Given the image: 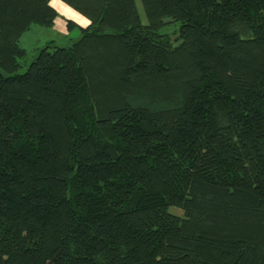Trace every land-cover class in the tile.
<instances>
[{
    "label": "trees",
    "instance_id": "trees-1",
    "mask_svg": "<svg viewBox=\"0 0 264 264\" xmlns=\"http://www.w3.org/2000/svg\"><path fill=\"white\" fill-rule=\"evenodd\" d=\"M49 1L0 0V264H264V0H60L17 73Z\"/></svg>",
    "mask_w": 264,
    "mask_h": 264
},
{
    "label": "rangeland",
    "instance_id": "rangeland-1",
    "mask_svg": "<svg viewBox=\"0 0 264 264\" xmlns=\"http://www.w3.org/2000/svg\"><path fill=\"white\" fill-rule=\"evenodd\" d=\"M135 6L141 22H145V16L141 7L139 0H134ZM49 4L56 10L57 16L54 18L53 22L49 26L31 25L28 32H26L24 37H28V40H20L21 46L25 49V55L19 60L20 67L16 71L21 73L25 70L27 64L35 57L38 50L47 46L48 50L52 49V46L62 45L67 46L71 41L75 40L79 36V30L77 26L67 28L65 25V19H69L78 26L85 19L76 11L68 7L60 0H50ZM177 26V23L168 24L166 32L173 31ZM169 211L177 215H182V211L176 207H170Z\"/></svg>",
    "mask_w": 264,
    "mask_h": 264
},
{
    "label": "crops",
    "instance_id": "crops-1",
    "mask_svg": "<svg viewBox=\"0 0 264 264\" xmlns=\"http://www.w3.org/2000/svg\"><path fill=\"white\" fill-rule=\"evenodd\" d=\"M83 17V16H82ZM84 18V17H83ZM85 19V23L83 22L81 25H83V26H85L86 24H87V20H86V18H84ZM75 23V22H74ZM32 25H34V24H32ZM77 25V24H76ZM31 26V25H30ZM30 26L28 27V29L26 30V31H24L20 36H19V38H18V44H19V46L20 47H22L21 46V44H20V40H23V41H25V40H28V37H24V36H27V35H24L26 32H28L29 31V29H30ZM78 26V25H77ZM83 26H81V27H83ZM23 48V47H22ZM24 49V48H23ZM25 50V49H24Z\"/></svg>",
    "mask_w": 264,
    "mask_h": 264
}]
</instances>
